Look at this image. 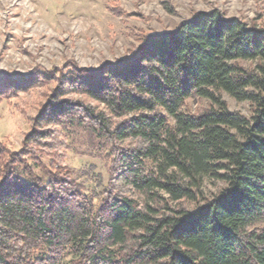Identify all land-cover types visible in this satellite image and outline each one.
<instances>
[{
	"label": "trees",
	"instance_id": "1",
	"mask_svg": "<svg viewBox=\"0 0 264 264\" xmlns=\"http://www.w3.org/2000/svg\"><path fill=\"white\" fill-rule=\"evenodd\" d=\"M65 71L38 114L21 111L22 147L0 143V264H264V27L198 11L119 61ZM18 75L0 70V100L54 80ZM66 132L107 175L67 164ZM206 179L226 186L208 196Z\"/></svg>",
	"mask_w": 264,
	"mask_h": 264
},
{
	"label": "rangeland",
	"instance_id": "2",
	"mask_svg": "<svg viewBox=\"0 0 264 264\" xmlns=\"http://www.w3.org/2000/svg\"><path fill=\"white\" fill-rule=\"evenodd\" d=\"M211 10L238 18L248 26L264 27V0H0V70L21 76L41 68L54 75V80L45 81L41 76L27 90L0 100V143L10 150L22 147L32 123L21 111L30 117L38 114L51 100V92L71 62L78 68L97 69L106 62L119 61L140 46L147 34L174 30L198 11ZM257 63L243 62L249 68ZM66 97L98 104L79 93ZM223 98L231 110L253 114L249 101L227 92ZM207 103V99L197 97L188 101L192 110ZM66 134L72 143L67 164L76 170L95 164L107 175L105 159L83 155L81 138ZM225 186L221 180L204 182L208 196Z\"/></svg>",
	"mask_w": 264,
	"mask_h": 264
}]
</instances>
